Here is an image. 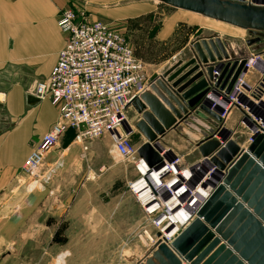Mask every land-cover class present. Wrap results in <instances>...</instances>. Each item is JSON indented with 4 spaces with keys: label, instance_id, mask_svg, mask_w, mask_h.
I'll return each mask as SVG.
<instances>
[{
    "label": "rangeland",
    "instance_id": "374dc122",
    "mask_svg": "<svg viewBox=\"0 0 264 264\" xmlns=\"http://www.w3.org/2000/svg\"><path fill=\"white\" fill-rule=\"evenodd\" d=\"M147 1V15L96 20L126 39L148 81L139 97L145 110L138 112L133 106L127 109L122 131L135 149L156 142L161 151L169 149L168 155L178 158L179 167L185 169L203 159L193 145L195 139L203 138L184 126V132L173 128L176 117L167 107V98L157 85L150 88L149 79L162 75L178 59L191 58V44L210 37L221 40L234 59L259 54L264 63V39L255 41L257 38L247 31L167 7L157 0ZM128 4L132 2L120 7ZM64 9L89 16L85 5ZM257 76L249 75L250 83ZM258 95L263 109L262 90V96ZM147 105L160 109L158 115L152 114ZM233 108L228 109L223 126L231 132L230 138L238 139V145L246 148L251 128L245 124L243 112ZM152 122H157L162 131L153 132ZM140 123L155 135L153 140L141 133ZM120 133H105L90 141L84 151L75 143V133L68 131L44 160L39 186L21 171L17 174L8 199L18 200L11 208L19 216L11 228H0V264H132L147 253L151 240L145 233L154 237L157 231L129 189L138 177L135 161L121 159L114 150Z\"/></svg>",
    "mask_w": 264,
    "mask_h": 264
},
{
    "label": "water",
    "instance_id": "95a60500",
    "mask_svg": "<svg viewBox=\"0 0 264 264\" xmlns=\"http://www.w3.org/2000/svg\"><path fill=\"white\" fill-rule=\"evenodd\" d=\"M157 1L247 31L257 38L255 41L264 39V1ZM191 55L186 60L178 59L162 75H153L150 88L157 85L167 98V107L176 117L174 129L184 131V126L203 138L195 143L197 150L222 177L212 184L211 195L170 246L158 240L150 257L140 264H264V131L254 134L252 142L241 150L238 139L230 138L231 132L219 127L223 111L207 97L210 94L227 102L225 96L239 74L246 73L245 59L232 58L225 44L214 37L194 41ZM214 68L220 70V75L212 87L209 81ZM261 78L264 91V76ZM38 102L32 95L26 96L28 106ZM132 106L138 112L146 108L140 98L134 99ZM147 107L158 115L160 109ZM261 115L264 124V111ZM247 125L252 127V123ZM150 127L155 133L162 131L157 122L150 123ZM138 129L149 140L154 139L143 123ZM125 131L129 132L128 127ZM157 144L145 143L137 149L138 158L149 168L160 169L166 160V156L159 155ZM155 235L159 238V233Z\"/></svg>",
    "mask_w": 264,
    "mask_h": 264
},
{
    "label": "built area",
    "instance_id": "2783aa9c",
    "mask_svg": "<svg viewBox=\"0 0 264 264\" xmlns=\"http://www.w3.org/2000/svg\"><path fill=\"white\" fill-rule=\"evenodd\" d=\"M241 1L251 3L252 0ZM263 1L257 0L258 3ZM57 24L66 34L64 46L58 51L49 76L36 82L32 96L39 101H49L57 109L58 116L55 124L26 157L22 174L34 186H39L38 178L44 160L68 131L75 133V143L84 151L90 141L105 133L120 131L114 150L121 159L132 158L135 161L138 177L129 189L144 216L156 231L166 220L171 222L170 213L174 209H178L176 215L186 214L190 220L204 203L200 205V191L196 189L200 173L195 174V171L200 170L202 161L181 169L179 159L168 156L166 160L163 159L162 168H149L138 158L137 149L122 131L127 109L132 106L134 99L140 97L148 82L142 64L134 56L126 39L112 31L103 21L90 19L85 12L64 9L57 17ZM244 59L246 74L251 71L258 75L262 70L258 64L262 62L261 56L252 54ZM215 68L212 80L209 81L212 87L220 75V70ZM240 81L241 77L237 78L225 97L230 104L234 102L238 109L239 103L246 106V110H243L244 118L247 117L244 119L246 124L256 118L261 124L260 116H263L258 107L259 99L255 95L242 93L238 85ZM207 97L214 106V98L209 95ZM216 99L223 102L221 97ZM225 113L224 110L220 117H224ZM251 130L252 136L264 131ZM249 142H252L251 139ZM159 155L163 158L164 153ZM188 168L190 173L186 176ZM193 191L196 192V198H193Z\"/></svg>",
    "mask_w": 264,
    "mask_h": 264
},
{
    "label": "crops",
    "instance_id": "0c3cea01",
    "mask_svg": "<svg viewBox=\"0 0 264 264\" xmlns=\"http://www.w3.org/2000/svg\"><path fill=\"white\" fill-rule=\"evenodd\" d=\"M147 3V0H0V228H11L18 218L17 211L11 208L18 200L9 201V189L33 146L58 116L57 109L47 100L33 106L26 104V96L32 95L33 81L49 76L57 53L64 46L66 34L57 24L58 13L68 5H85L92 20L134 19L148 14ZM249 75L254 74H248L247 78ZM258 79L259 76L254 82Z\"/></svg>",
    "mask_w": 264,
    "mask_h": 264
},
{
    "label": "bare ground",
    "instance_id": "6f19581e",
    "mask_svg": "<svg viewBox=\"0 0 264 264\" xmlns=\"http://www.w3.org/2000/svg\"><path fill=\"white\" fill-rule=\"evenodd\" d=\"M259 65H261L260 66L261 69H262V67L264 68V63L260 62ZM250 73L254 74L251 71H250ZM262 73H264V69H262L258 73L259 79L256 82H253V83H250L249 79L247 78V75L248 74H246V73L243 74V75L239 74L238 78L241 77V81L238 83V85L240 86V89H241L242 93H246L248 95L252 94V95H255V96L259 97L258 94L261 95V90H262V83L260 82V80L262 79L261 77L264 76V74H262ZM262 92L264 93V91H262ZM142 94H144V93H142ZM142 94H140L139 96H141ZM209 96H210V94H209ZM214 100L216 102V104H214L215 107H219L222 111H224V110L226 111L224 117H222L221 126H219V127H223V129L227 130L223 126L225 116H226V114L228 112V109H235V108H233V106H236V105H234V102H231V104H230L228 100H227V102H225V101H223V102L222 101H218V99H216V98H214ZM239 106H240L239 107V110L242 111L243 112V115H244L245 112L243 110H246V106L243 105L242 103H239ZM258 107H260V106H258ZM260 109L262 111H264V108L262 109V107H260ZM236 110L239 111L238 109H236ZM245 118H247V117H245ZM260 118H261V124L257 120V118L255 119V121H253V119H251V123H252L251 129L253 131L254 130H256L258 132H262L263 131V129H264L263 117L260 116ZM245 124H246V122H245ZM251 136H252V132H251V135H250V139H251ZM157 148L160 149L161 147L159 145H157ZM240 149L241 150H244L245 148H241L240 147ZM161 152H163L164 153V156H166V157L169 156L168 153H171V151L169 149L162 150ZM201 161H202V163H201L202 165L199 166V169L200 170L195 171V174L200 173L199 174L200 179L198 180L199 186L196 188L197 190L200 191V193H199V197L201 198L200 205L202 204V202H205V200H207V198L211 195V193L213 191L212 184H214L215 181H217L218 179H220L222 177V174L219 173V172H217L215 169L214 170H211L213 167L210 165V163H209L208 160H205V161H207L206 163H204V159H202ZM174 169L177 170L176 168H174ZM185 172H186V174H185L186 176L189 175V173H190L189 168ZM162 175H165V173H163ZM155 179L157 180L156 177H155ZM195 191H193V198H196V195H195L196 192ZM170 207H172V205H170ZM177 211H178V209H174V210L171 211V213H170V218L172 219L171 222L169 220H166L163 225H161L160 227H158L157 233H159V238H157L156 235L154 237L151 236L149 234V232L146 231V233H145L146 238L148 240H151V245H150L151 248H149L148 251H147V253L145 254V256H143L135 264L144 263L145 258L150 257V253H151V251L153 249V245L158 240L160 242H162L163 244H165L166 246L169 247L170 244H171V242H172V240L195 218V215H193L190 220H189V217L186 214L176 215ZM182 264H184V263H182Z\"/></svg>",
    "mask_w": 264,
    "mask_h": 264
}]
</instances>
